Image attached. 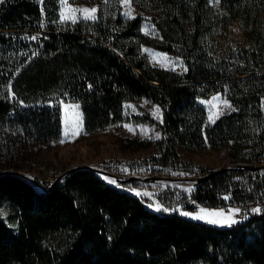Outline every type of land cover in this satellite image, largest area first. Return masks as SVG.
<instances>
[{
	"label": "trees",
	"instance_id": "obj_1",
	"mask_svg": "<svg viewBox=\"0 0 264 264\" xmlns=\"http://www.w3.org/2000/svg\"><path fill=\"white\" fill-rule=\"evenodd\" d=\"M71 2L96 4V19L61 22L59 0L0 2L4 166L61 139V101L78 103L94 133L123 122L127 103L146 100L162 115L135 117L161 133L149 163L187 168L180 151L226 150L231 166L202 171L192 200L213 207L225 194L241 205L259 198L264 0H132L141 11L133 18L122 16L121 0ZM146 20L156 36L142 31ZM142 46L179 58L183 69L148 64ZM218 92L233 110L210 124L198 100ZM0 264H264V212L221 227L155 212L90 166L42 190L8 169L0 172Z\"/></svg>",
	"mask_w": 264,
	"mask_h": 264
},
{
	"label": "rangeland",
	"instance_id": "obj_2",
	"mask_svg": "<svg viewBox=\"0 0 264 264\" xmlns=\"http://www.w3.org/2000/svg\"><path fill=\"white\" fill-rule=\"evenodd\" d=\"M216 2L217 0H212L214 5H216ZM67 4L71 8H96L98 10L96 4L73 3L71 0H67ZM121 5V14L125 18H133L141 14L140 9L133 4L132 0H130L128 6H125L124 0H121ZM60 13L59 0V16ZM126 13L128 14L126 15ZM66 14L71 15L67 12ZM95 15L97 16V12ZM143 16L148 17L147 15ZM76 20L89 21L92 19H84L83 14L77 12L75 14ZM142 31L151 36L157 35L155 24L149 20L144 21ZM36 36L41 38L40 34ZM141 54L150 65L174 70L183 69L179 58L151 47L142 46ZM225 101L230 107L224 106ZM198 102L206 110L207 121L210 124L213 123L209 121L210 114L219 113L218 118H215L216 121L233 110L230 102L221 92L201 98ZM68 105L79 104L70 100L60 102L63 130L62 137L58 142L35 146L25 151L22 158L16 160L17 167L4 166L9 163L7 162L9 159L8 157L1 159L0 172L8 169L17 171L24 175L38 190H42L56 179H61L70 169L79 166H90L102 171L99 175L105 181L113 180L116 182L108 184L118 185L130 194L139 197L149 209L158 213L182 215V212H188L198 214L202 208L207 211L224 210L227 213V210L231 208L239 209V213L233 217L239 222L264 212V192L259 198L243 205L237 204L235 198L230 194L221 196V199L225 202L224 206L219 204L207 207L192 200L191 195L195 189L196 178L203 176V172H213L231 166L226 150L210 151L208 153L194 152L191 154L180 151L184 161L190 165L187 168L183 165L174 168H161L149 163L150 158L155 155L154 142L160 139L161 133L156 124L138 122L135 117L149 114L157 122H161V111L159 113L155 112V109L158 108L156 105L146 100L127 103L124 111L126 119L123 122L94 133L85 132L82 118V130L79 134L72 136L69 132V135L65 137V110ZM77 112L82 117L80 107L75 110L67 109L69 127H72L76 121ZM129 128L132 131H129ZM157 137L159 138L157 139ZM61 140H64V143H61ZM262 171L264 173V167ZM241 180V176L235 178V181ZM245 184H248L247 181H245ZM133 189L142 193V195H136ZM144 193H147V195H143ZM225 196H228L229 199H224ZM149 204H152L153 207H149ZM156 204L161 205L160 211L155 209ZM165 208L168 210L164 211ZM256 208H259L260 211L254 212L253 209ZM185 217L193 219L191 215ZM193 220L205 222V220ZM213 225L228 227V225Z\"/></svg>",
	"mask_w": 264,
	"mask_h": 264
},
{
	"label": "snow or ice",
	"instance_id": "obj_3",
	"mask_svg": "<svg viewBox=\"0 0 264 264\" xmlns=\"http://www.w3.org/2000/svg\"><path fill=\"white\" fill-rule=\"evenodd\" d=\"M0 2H2V0H0ZM219 2V0H217V3ZM130 3V0H124V4L125 6H128ZM60 5H61V13H60V20L61 22L65 21V20H68V19H71L73 23H75V14L77 12H80L83 14V17L84 19H92V20H95L96 19V12H97V9L96 8H91V9H88V8H83V9H78V8H71L69 7V5L67 4V0H60ZM67 13H70L71 15H67ZM128 13H126L127 15ZM33 40L37 39V37H32ZM216 99V98H214ZM224 106L225 107H230V105L225 101L224 102ZM78 109L79 108V105H68L66 106V115H65V137H67L69 135V132H71V135L72 136H76L79 134V132L82 130V117L81 115L77 112L76 113V121L73 123V126L72 127H69V119H68V116H67V109ZM159 108H156L155 109V112L156 113H159ZM219 116V113H213V114H210L209 115V121L210 122H215V118H218ZM129 131H132L131 128H129ZM159 137H157L158 139ZM61 143H64V140H61L60 141ZM126 171V169H125ZM109 183H116L115 181L113 180H109L108 181ZM133 191L135 192L136 195H142V193L136 191L133 189ZM190 191V189H189ZM143 195H147V193H144ZM224 199H229L228 196H225ZM149 207H153L152 204H149L148 205ZM155 209L157 211H160L161 210V205L159 204H156L155 205ZM164 211H167L168 209H163ZM254 212H259L260 209L259 208H256V209H253ZM239 213V209H231L229 208L227 210V213L224 211V210H219V211H207L205 209H200V212L198 214H191V213H188V212H182L181 214L182 215H185V216H189L191 215L193 219H197V220H205V222L207 223H210V224H219V225H228L230 226L231 224H234L236 223L237 221L233 218L235 214H238Z\"/></svg>",
	"mask_w": 264,
	"mask_h": 264
},
{
	"label": "water",
	"instance_id": "obj_4",
	"mask_svg": "<svg viewBox=\"0 0 264 264\" xmlns=\"http://www.w3.org/2000/svg\"><path fill=\"white\" fill-rule=\"evenodd\" d=\"M264 167V166H263ZM263 167L262 166H257V168H260V169H263ZM225 168H223V169H220V170H217V171H213L212 172V175H214V174H216L217 172H219V171H221V170H224ZM97 170V169H96ZM98 171V173H102V171H100V170H97ZM106 174V173H105ZM205 178H207V177H205ZM201 180V179H200ZM203 180V179H202Z\"/></svg>",
	"mask_w": 264,
	"mask_h": 264
},
{
	"label": "built area",
	"instance_id": "obj_5",
	"mask_svg": "<svg viewBox=\"0 0 264 264\" xmlns=\"http://www.w3.org/2000/svg\"><path fill=\"white\" fill-rule=\"evenodd\" d=\"M107 182V181H106ZM107 183H109V182H107ZM244 218V217H243ZM245 219V218H244Z\"/></svg>",
	"mask_w": 264,
	"mask_h": 264
}]
</instances>
